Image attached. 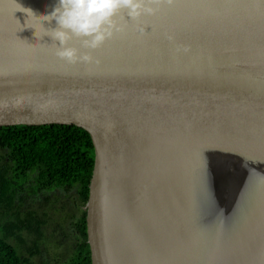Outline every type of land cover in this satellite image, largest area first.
<instances>
[{
	"label": "water",
	"instance_id": "water-1",
	"mask_svg": "<svg viewBox=\"0 0 264 264\" xmlns=\"http://www.w3.org/2000/svg\"><path fill=\"white\" fill-rule=\"evenodd\" d=\"M57 3L0 0V127L89 134L90 264H264V0L122 10L99 49L69 42L89 64L44 35Z\"/></svg>",
	"mask_w": 264,
	"mask_h": 264
},
{
	"label": "trees",
	"instance_id": "trees-1",
	"mask_svg": "<svg viewBox=\"0 0 264 264\" xmlns=\"http://www.w3.org/2000/svg\"><path fill=\"white\" fill-rule=\"evenodd\" d=\"M92 168L91 139L82 129L61 125L0 127V227L5 231L0 237V264H31L30 259L38 253L44 221L37 212L22 209L33 195L45 196L56 189L74 190L79 209L72 224L74 254L64 264H90L81 208ZM25 231L36 247L28 250V257L9 242L15 238L24 244L21 234Z\"/></svg>",
	"mask_w": 264,
	"mask_h": 264
},
{
	"label": "clouds",
	"instance_id": "clouds-1",
	"mask_svg": "<svg viewBox=\"0 0 264 264\" xmlns=\"http://www.w3.org/2000/svg\"><path fill=\"white\" fill-rule=\"evenodd\" d=\"M174 3L175 0H58L52 12L40 19L49 23L55 21L57 25L55 29L45 31L44 35L59 41V47L54 45L55 55L60 60L69 64H89L93 62L92 55L69 46L74 38L81 41L84 49H99L107 40L124 31V27L114 21L122 10L136 21L143 15H155L161 5L172 6ZM139 30L142 33L145 31ZM95 63L99 64V60Z\"/></svg>",
	"mask_w": 264,
	"mask_h": 264
},
{
	"label": "rangeland",
	"instance_id": "rangeland-1",
	"mask_svg": "<svg viewBox=\"0 0 264 264\" xmlns=\"http://www.w3.org/2000/svg\"><path fill=\"white\" fill-rule=\"evenodd\" d=\"M48 200L32 199L25 202L22 210L29 209L37 212L44 221L42 227L41 241L36 245L38 253L30 259L31 264H64L74 254L73 248L76 243V236L72 228L74 215H78L79 209L75 191L68 193L56 189L52 194H47ZM1 217V216H0ZM2 220L0 219V226ZM5 231L0 227V237ZM26 233V234H25ZM24 244L17 239L9 240L18 253L28 257V250H33V237L26 231L21 234Z\"/></svg>",
	"mask_w": 264,
	"mask_h": 264
},
{
	"label": "flooded vegetation",
	"instance_id": "flooded-vegetation-1",
	"mask_svg": "<svg viewBox=\"0 0 264 264\" xmlns=\"http://www.w3.org/2000/svg\"><path fill=\"white\" fill-rule=\"evenodd\" d=\"M54 191H55V190L51 191L50 193L52 194ZM50 193H46V195H47V194H50ZM32 199H34V200H36V199H43V200H45V197L43 198L42 194L33 195L32 197H30V198L27 200V202L30 201V200H32ZM27 202H26V203H27ZM25 205H26V204H25ZM82 208H83V207H82ZM82 208H81V209H82Z\"/></svg>",
	"mask_w": 264,
	"mask_h": 264
}]
</instances>
